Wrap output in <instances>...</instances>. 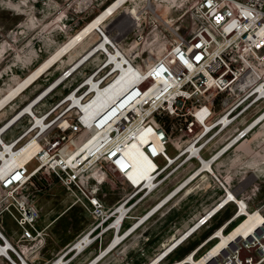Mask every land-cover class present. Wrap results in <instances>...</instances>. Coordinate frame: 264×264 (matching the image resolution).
Listing matches in <instances>:
<instances>
[{
	"label": "rangeland",
	"instance_id": "obj_1",
	"mask_svg": "<svg viewBox=\"0 0 264 264\" xmlns=\"http://www.w3.org/2000/svg\"><path fill=\"white\" fill-rule=\"evenodd\" d=\"M78 1L24 0L21 4L20 0H0V97L113 0H91L86 7ZM193 2L140 0L139 18L123 19L124 14L118 13L93 34L89 45L100 40L104 43L99 48L104 49L91 53H95V57L90 66L100 60L109 44L117 46L110 58L123 64L119 67V82L99 95L109 100L112 94L122 92L142 73L138 66L143 67L160 57L172 40L170 31L183 32L192 26L195 23L191 16ZM20 5L24 8L23 14H17ZM81 53L68 52L65 63L53 66L52 75L26 88L23 95L27 98L14 111L52 78L65 75L67 71L63 68L68 62L75 61L76 70L84 62H76ZM125 64L138 68L128 73ZM91 68L77 69L75 78L80 79ZM71 85L65 84L61 92L66 93ZM263 107L261 103L250 109L237 120L235 127L217 135L204 151L207 157L234 134L237 127V150L229 158L228 165L203 166L187 179L185 176L198 162L175 163L164 172L173 170L169 177L166 178L168 174L161 179L158 177V184H161L132 210L134 203L124 205L125 197L111 208L129 190L126 192L116 177H109L100 197L105 202L104 211L110 207L108 210L116 216L114 219L111 216L96 229L98 220L89 211L82 192L66 189L50 177L42 178L34 186L22 187L20 197L33 200L41 211L39 227L46 231V240L20 241L17 224L3 211L0 220L7 235L0 228V264H170L173 261L175 264H206L210 258L207 264H213L215 257H212L221 249L224 255L226 249L223 248L235 246L237 234L246 235L261 221L260 211L251 210L264 200V118L255 124V117ZM122 154L128 161L131 179L138 181L149 177L141 162L138 141L129 144ZM183 179L187 186L178 193L174 186ZM228 183L239 188L237 194L248 200L250 210L234 190H228L227 197L224 195L216 200L221 194L219 187H227ZM225 201L240 202V212L234 215L236 208L232 204L224 210L218 208V204ZM2 202L4 196L0 195V212ZM240 213L245 215L240 217ZM201 217L204 223L199 225ZM33 243L36 248H30Z\"/></svg>",
	"mask_w": 264,
	"mask_h": 264
},
{
	"label": "built area",
	"instance_id": "obj_2",
	"mask_svg": "<svg viewBox=\"0 0 264 264\" xmlns=\"http://www.w3.org/2000/svg\"><path fill=\"white\" fill-rule=\"evenodd\" d=\"M191 16L195 23L183 32L170 31L172 40L160 57L138 66L142 73L122 92L112 94L107 103L98 104L94 96L119 82L123 64L110 58L117 47L111 44L52 107L37 112L41 116L38 121L29 119L27 129L9 149L14 154L33 140L38 149L17 166L2 167L4 161H0V195L4 196L0 215L6 211L17 224L20 241H44L47 236L39 227L40 209L33 200L19 195L25 183L34 186L50 177L66 189L82 192L98 220L96 229L116 216L110 207L104 211L100 197L109 177H116L125 191L129 190L111 208L125 197L124 205L134 203L132 210L161 184L158 177H169L173 170L164 172L173 164L198 162L189 154L190 146L200 144L204 154L217 135L235 127L250 109L264 105V0H194ZM125 65L128 73L137 67ZM87 110L91 113L84 118ZM218 120L221 123H215ZM142 137L147 142L141 148L152 160L153 169L148 178L135 181L129 177L122 152ZM219 190L216 200L234 190L250 210L248 200L237 194L236 185L228 183ZM228 202L219 203L218 208L224 210L232 204L234 215L240 212V202ZM256 209L262 216L258 225L246 235L237 234L235 246L223 248L224 255L221 249L212 257L213 264H264V200L251 211ZM0 228L7 235L2 220Z\"/></svg>",
	"mask_w": 264,
	"mask_h": 264
},
{
	"label": "crops",
	"instance_id": "obj_3",
	"mask_svg": "<svg viewBox=\"0 0 264 264\" xmlns=\"http://www.w3.org/2000/svg\"><path fill=\"white\" fill-rule=\"evenodd\" d=\"M12 1H18V0H12ZM21 4L24 0H20ZM91 0H79V4H85V7L88 6V3ZM117 0H113L109 5L105 6L102 11H100L98 14H96L90 21H88L83 27H81L79 30H77L74 34H71L67 40H65L59 47L62 48L67 42H69L75 35H78L81 33L83 29H85L88 25H90L92 22H94L97 18H99L101 15H103L105 12L108 11V9L115 4ZM140 0H127L117 7L114 8L113 12L111 14H108L105 16L101 22L97 23L95 27L87 34L85 35L78 43H76L68 52L75 50L82 52L80 57L76 60L77 63L84 61L77 69L81 68L84 69L86 67H93V65L90 66V64H93V57H95V53L98 51H102L104 47L99 48L101 44L104 42L100 40H96L93 44L89 43L91 42V36L93 34H96L100 31V29L104 28L106 24L118 13L124 14V18H130V19H137L139 18L141 14V9H139L138 5ZM21 6V5H20ZM17 8V14H23L22 6ZM151 6V5H150ZM120 14V15H121ZM119 15V14H118ZM118 18V17H117ZM115 19V18H114ZM90 38V39H89ZM89 45V46H88ZM78 46H82L80 48H77ZM59 48V49H60ZM58 49V48H57ZM54 53H56L58 50ZM65 53L63 56H61L58 60L53 62L48 69L42 73L40 76H38L36 79H33L31 83L26 85L24 89L22 88L19 93H16L12 97H10L8 100L3 101L2 105H0V161L1 159L4 161L2 164V167L6 166L7 164L9 166H14V158L15 156L24 149L30 142L27 144H24V146H21V148L18 150V152H10V146L14 144V141L17 140V137L20 133H22L27 128L25 127L31 119V121L35 120L38 121L41 116L37 115V112H42L43 110H46L48 107H52L53 104L60 99L65 93L61 92L63 89V86L67 83H74L78 80V78H75V72H77V69L75 70V61L68 62L69 64L66 65V74L63 75L60 78H52L43 88H41L38 92H36L29 100L26 102L22 107L17 109L15 108L19 105V103L26 99L24 91L26 88L31 85H33L35 82H39L43 77L49 76L51 71L53 70V66H55L59 62H66V55ZM95 52L93 55L91 53ZM53 53V54H54ZM51 54V55H53ZM50 55V56H51ZM91 55V56H90ZM49 56V57H50ZM48 57V58H49ZM47 58V59H48ZM47 59H45L43 62L39 64H43ZM90 61H92L90 63ZM38 66V67H39ZM37 67V68H38ZM36 69V68H35ZM33 69V71L35 70ZM32 71V72H33ZM32 72L27 74L29 76ZM26 76V77H27ZM25 77V78H26ZM25 78H23L18 84H16L13 88H11L7 93L2 95L0 97V100H2L5 96H7L12 90H14ZM33 88V87H32ZM61 92V93H60ZM8 116V117H7ZM10 155V156H8ZM8 156V157H7ZM236 190L239 192V188L236 187ZM230 206V205H229ZM210 222V221H209ZM208 224V223H207ZM203 226H201L202 228Z\"/></svg>",
	"mask_w": 264,
	"mask_h": 264
},
{
	"label": "bare ground",
	"instance_id": "obj_4",
	"mask_svg": "<svg viewBox=\"0 0 264 264\" xmlns=\"http://www.w3.org/2000/svg\"><path fill=\"white\" fill-rule=\"evenodd\" d=\"M127 0H117L113 6H111L107 12H105L103 15H101L99 18H97L94 22H92L90 25H88L85 29L81 31L78 35H75L69 42H67L62 48H60L56 53L51 55L43 64H41L38 68H36L29 76H27L14 90H12L7 96H5L2 100H0V105H2L3 101L8 100L10 97L15 95L16 93H19V91L29 83L33 81V79H36L38 76H40L42 73H44L50 65L58 60L61 56H63L65 53H67L76 43H78L85 35H87L97 23L101 22V20L107 16L108 14H111L115 7L120 5L121 3L125 2ZM85 6V4H83ZM95 102L99 103H107L109 100L102 97V96H94ZM91 113L90 110L85 111L84 118H86ZM255 124L259 122L261 119L264 118V108L260 110L259 114L255 117ZM219 124L217 121L215 122ZM91 128V127H90ZM216 128H214L215 130ZM236 136V137H235ZM237 130L234 132V134L230 135L228 138L225 139V141L216 149H214L207 157H205L204 154L200 152V144H195L194 146H190L188 148L189 154L195 155V157L198 160V165L195 166L185 177L188 179L190 175L194 174L195 171L202 168L203 166L219 163L222 165L229 163V158L233 156V153L237 150ZM217 139V138H216ZM215 139V140H216ZM251 140V138H249ZM204 138L202 139V141ZM214 140V141H215ZM139 142V150H140V158L141 162L143 163L145 170L148 174H150L151 170L153 169L152 160L145 154L143 148H141L142 144H145L147 142V138H140ZM217 142V141H216ZM253 143H260L251 141ZM264 143V142H263ZM36 141H31L24 149H22L14 158V166L20 165L22 163H26V161L34 154L36 149H38V146ZM209 148V147H208ZM172 161V159L170 160ZM166 175V174H165ZM30 185V182L25 183L22 187H27ZM187 186V181L185 179L181 180L178 184L174 186L176 192H180L184 190ZM20 188V189H21ZM257 210V209H256ZM260 211V210H258ZM261 213V212H260ZM245 215V214H244Z\"/></svg>",
	"mask_w": 264,
	"mask_h": 264
}]
</instances>
